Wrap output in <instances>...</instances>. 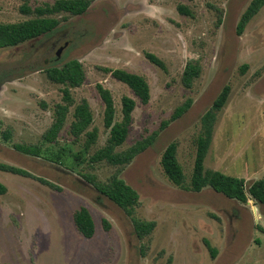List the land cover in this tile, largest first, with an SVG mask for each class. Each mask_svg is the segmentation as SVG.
Returning a JSON list of instances; mask_svg holds the SVG:
<instances>
[{
	"label": "rangeland",
	"instance_id": "1",
	"mask_svg": "<svg viewBox=\"0 0 264 264\" xmlns=\"http://www.w3.org/2000/svg\"><path fill=\"white\" fill-rule=\"evenodd\" d=\"M55 1L0 0V23L29 19L21 12L24 5L35 8ZM252 1L94 0L83 16L60 14L55 34L0 51V70L13 71L0 89V163L59 188L0 171V182L8 189L0 196V264H264L263 205L241 204L210 188L185 191L167 178L161 165L165 148L177 141L178 159L190 180L201 119L228 85L230 95L218 114L205 167L248 183L264 178V7L244 33L237 34ZM179 5L188 7L191 15L181 14ZM148 54L158 57L164 68ZM72 59L82 62L86 80L71 89L75 104L58 144L43 145L65 88L52 83L44 69ZM189 61L202 67L191 89L182 83ZM116 69L147 80L148 104L106 71ZM99 84L112 93L117 120L122 118V98L136 101L127 141L119 150L152 135L177 107L193 99L191 109L121 174L139 193L135 216L156 223L143 240L125 212L82 175L93 174L107 183L117 170L107 163L89 168L90 156L109 136ZM83 100L94 114L90 130H98L91 155L82 146L85 137L75 141L70 134L74 108ZM7 132L10 139L5 140ZM14 144L41 145L48 158L56 160L60 153L61 159L53 163L27 156ZM81 207L95 221L91 239L82 236L74 223V213ZM205 241L217 249L215 259Z\"/></svg>",
	"mask_w": 264,
	"mask_h": 264
},
{
	"label": "trees",
	"instance_id": "2",
	"mask_svg": "<svg viewBox=\"0 0 264 264\" xmlns=\"http://www.w3.org/2000/svg\"><path fill=\"white\" fill-rule=\"evenodd\" d=\"M94 0H56L54 3H46L42 6L32 8L28 5L21 7V12L30 18L15 23H0V51L6 48H15L31 40L42 36H51L60 28V14H69L71 16H83L91 7ZM264 7V0H253L237 26V34L242 35L252 21V19ZM178 10L183 15H191L188 7L179 5ZM58 58V56H57ZM148 58L156 65L164 68V63L156 56L148 54ZM111 73L113 78L128 86L143 104H148L151 99L150 86L147 80L138 74L128 72L122 69L106 70ZM202 71L201 64L197 61H189L185 67L182 83L185 88L191 89L194 82L200 77ZM47 78L52 82L64 85L63 102L57 104L54 121L49 130L43 135L42 144L56 145L58 137L65 127L70 109L75 101L71 89L81 87L86 80L84 65L78 59L59 61L52 66L44 69ZM13 71L0 70V89L12 78ZM99 94L105 104L104 125L109 130V136L106 144L97 149L92 155L91 151L98 140V130H90L94 122V114L87 100H83L74 108L73 122L70 128V134L75 141H81L86 153L90 154L89 168L94 169L95 164L107 163L110 166L117 167L116 172L107 183L98 180L96 175L82 174L88 183H90L102 196L106 197L130 218L134 230L139 239L143 240L149 237L156 228L154 221H145L135 216L136 207L139 205V193L129 185L121 174L124 169L130 165L139 155L152 147L157 141L159 135L167 129L173 122L182 118L192 107L193 99H188L182 105L176 108L170 119L164 121L159 130L155 131L149 137L137 141L130 147L119 150L127 141L130 126L133 119V112L136 108V101L128 96L122 98V118L117 120V110L115 101L110 90L101 84L97 86ZM230 95V86H225L218 97L215 99L212 107L203 115L201 119L202 127L200 134L196 139V157L190 180L185 175L184 168L178 159L179 143L173 141L165 148L161 165L167 178L179 188L199 193L205 188H210L216 193L222 194L228 199L235 200L241 204H247L249 200L264 206V178L257 179L248 183L243 178L232 177L220 171L206 169L205 161L211 148L215 125L218 120V114L223 110L228 102ZM5 140L10 139V132L5 133ZM17 152L44 158L48 161V150H44L41 145H20L14 144ZM61 159V154L57 155L53 163ZM81 159V155L77 156ZM0 171L12 173L26 178H32L49 186L52 189H59L56 184L47 179L37 177L32 173L8 164L0 163ZM8 192L6 185L0 182V196ZM74 223L78 232L87 239H91L96 231L95 221L90 211L86 207H81L74 213ZM109 228V226H107ZM211 252L212 259L217 257V249L209 241H205ZM144 256L145 252L141 248Z\"/></svg>",
	"mask_w": 264,
	"mask_h": 264
},
{
	"label": "crops",
	"instance_id": "3",
	"mask_svg": "<svg viewBox=\"0 0 264 264\" xmlns=\"http://www.w3.org/2000/svg\"><path fill=\"white\" fill-rule=\"evenodd\" d=\"M251 201H252V200H249V202H251ZM253 202H254V201H253ZM254 209H255V208L253 207V210H254ZM254 211L256 212V209H255ZM263 212H264V211H263ZM261 218H262V217H261V215H258V216H257V220H258V221H259ZM260 229H261V230H263L264 228H263V227H261ZM255 242H256V243H258V242H259V240H258V241H257V240H255Z\"/></svg>",
	"mask_w": 264,
	"mask_h": 264
},
{
	"label": "water",
	"instance_id": "4",
	"mask_svg": "<svg viewBox=\"0 0 264 264\" xmlns=\"http://www.w3.org/2000/svg\"><path fill=\"white\" fill-rule=\"evenodd\" d=\"M61 51H62V49L59 50L58 53H57L58 58H60Z\"/></svg>",
	"mask_w": 264,
	"mask_h": 264
}]
</instances>
